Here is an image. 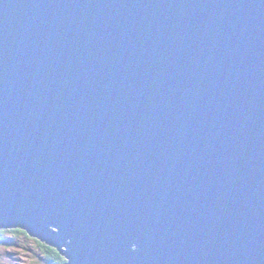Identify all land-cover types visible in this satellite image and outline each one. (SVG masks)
<instances>
[{
	"label": "water",
	"instance_id": "1",
	"mask_svg": "<svg viewBox=\"0 0 264 264\" xmlns=\"http://www.w3.org/2000/svg\"><path fill=\"white\" fill-rule=\"evenodd\" d=\"M0 230L264 264V0H0Z\"/></svg>",
	"mask_w": 264,
	"mask_h": 264
},
{
	"label": "rangeland",
	"instance_id": "2",
	"mask_svg": "<svg viewBox=\"0 0 264 264\" xmlns=\"http://www.w3.org/2000/svg\"><path fill=\"white\" fill-rule=\"evenodd\" d=\"M0 238V264H48L38 249V241L25 233L9 232Z\"/></svg>",
	"mask_w": 264,
	"mask_h": 264
},
{
	"label": "trees",
	"instance_id": "3",
	"mask_svg": "<svg viewBox=\"0 0 264 264\" xmlns=\"http://www.w3.org/2000/svg\"><path fill=\"white\" fill-rule=\"evenodd\" d=\"M14 233V234H23L25 232L21 230H0V236L4 235L5 233ZM38 249L42 254V258L47 261L48 264H65L66 260L60 255L58 251L53 248H50L40 242H36Z\"/></svg>",
	"mask_w": 264,
	"mask_h": 264
}]
</instances>
